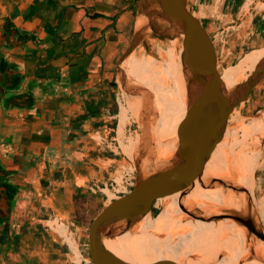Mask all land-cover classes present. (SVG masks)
<instances>
[{
	"label": "crops",
	"instance_id": "crops-1",
	"mask_svg": "<svg viewBox=\"0 0 264 264\" xmlns=\"http://www.w3.org/2000/svg\"><path fill=\"white\" fill-rule=\"evenodd\" d=\"M135 1L28 0L15 17L9 39L23 45L19 57L10 59L22 66L24 81L40 80L48 90L55 85L58 93L35 100L30 113L0 115V139L27 161L25 181L37 170L24 226L18 231L12 224L4 243L0 230V264H89L62 222L72 221L73 195L90 192L104 204L108 184L121 196L125 190L116 187L135 179L116 139V103L106 91L140 18ZM186 9L212 33L217 59L222 21L228 32L250 23L247 46L264 47L260 0H186ZM259 182L264 192V165Z\"/></svg>",
	"mask_w": 264,
	"mask_h": 264
},
{
	"label": "water",
	"instance_id": "water-1",
	"mask_svg": "<svg viewBox=\"0 0 264 264\" xmlns=\"http://www.w3.org/2000/svg\"><path fill=\"white\" fill-rule=\"evenodd\" d=\"M27 1L0 0V47L4 46V40L8 37V33L3 30L4 25L10 28ZM135 9L140 17L144 16V24L139 27L137 23L116 67L115 81L110 84L113 87L118 86L119 80L120 85L130 88L135 95H142V134L133 155L136 177L129 193L110 201L93 219L87 236L90 263L127 264L107 250L104 240L114 239L129 232L135 223L151 213L157 199L168 192L178 189L180 196L184 198L196 184L207 189L221 188L225 193L231 192L244 199L242 208L222 209L219 212L204 213L197 207L187 209L182 206V209L194 219L215 223L230 220L242 227L245 230V246L252 256V259L245 262L256 260L264 264V255L256 251V246L264 243V232L257 222L246 190L237 178H216L205 173L206 163L222 141L231 115L247 102L254 88L264 79V56L244 80L228 91L217 69V57L211 39L200 22L186 9V0H136ZM150 36L176 40L178 51L183 46L179 58L186 88L187 107L177 133L174 153L164 166L146 171L143 161L150 144V107L146 101L145 90L128 82L123 64L138 47L143 46L148 50L147 39ZM9 60H6L0 51V74L6 76L8 72L11 73L12 78L9 81L14 86L5 90L0 100V113L17 116L23 114L25 108L34 106V99L40 97L48 87L46 88L45 84L41 87L40 80H30L27 82V91H21L17 96L10 94L11 90H21L22 87L16 83L20 76L24 75L22 66L14 59L13 63ZM7 67L9 68L6 72ZM17 71L19 73L14 74ZM0 143V211L5 212V203L15 209L17 216L12 217L13 229L19 231L25 221L28 203V199L24 198L29 197L31 191L18 188L5 179L6 176L16 173V170L5 168L3 165L12 158L16 149L6 143L3 145L1 139Z\"/></svg>",
	"mask_w": 264,
	"mask_h": 264
},
{
	"label": "bare ground",
	"instance_id": "bare-ground-1",
	"mask_svg": "<svg viewBox=\"0 0 264 264\" xmlns=\"http://www.w3.org/2000/svg\"><path fill=\"white\" fill-rule=\"evenodd\" d=\"M143 24L144 16L141 15L138 20V25L142 27ZM177 43L176 40H172L170 46L160 47L159 53L160 55L168 57L167 61L159 62L154 57L144 54L142 50H136L124 64L125 74L136 80L145 90L146 96L149 99L152 98L153 105L158 113L154 127V136L159 142L161 156L165 155L166 157H170V154H173L172 152L176 149L177 133L184 119L187 107L186 88L179 58L183 46H181L178 51L177 64L173 60L174 47ZM263 51L264 50H259L257 52ZM247 56L250 57L251 55ZM259 59L260 58H251L252 61L248 65H253L251 66L252 68L255 67L254 65H256ZM249 60H247V63ZM243 69H245L243 65L232 67L224 73V77L232 73L243 71ZM176 70L179 73L177 74L179 81L174 83L173 77ZM249 71H244L226 80H222L227 90L229 91L234 85L231 83L245 79L244 77ZM120 95L123 99V104L119 110L121 119L127 122H131L134 118L139 119L142 98L140 96H129L126 93H120ZM146 101L148 103L147 99ZM243 126L253 128L254 130L264 127V113H262L259 118L250 120ZM236 131L237 130H233L230 133H227V131L225 132L224 138L216 146L206 163L205 173L216 178H237L239 183H241L246 190L254 209L249 189L252 185L251 173L246 168L247 165L240 161V156L236 154L238 157H235V159L233 156L234 146H231V140L235 138ZM243 135H245V133ZM225 136L230 139L229 144L226 142L224 144L223 141L226 139ZM250 136L251 134L248 138ZM120 140L122 152L132 160L136 149V138L129 140L126 138L124 132ZM162 142H165V144H162ZM241 143H243V141ZM237 146L239 147L238 144ZM261 152L263 151H259L255 158L253 157L251 159V156L250 158L246 157V160L250 159L251 164H253V162L262 155ZM242 159L244 160V158ZM221 192V188L207 189L199 187L196 184L192 191L184 198L180 196L178 189L168 192L158 199L163 202L164 211L167 213L165 229H157L154 232H149L145 228L142 219L137 231L127 232V243L122 250L114 256L127 264H186L194 261L190 260L188 256L197 253L200 257H203V260L197 264H208L212 255L217 256L218 251L223 248L227 252V255L220 258L226 259L228 262L226 264H237V261L242 259L248 252L245 246V230L230 220H223L217 223L205 222L192 217L193 221L188 220L186 216L189 215L182 209V206L187 209L197 207L204 213H212L219 212L222 209L242 208L244 199L231 192H227V195L220 200L217 207L213 208ZM170 220L172 221V225H170L172 229H169L167 226ZM160 234H163L164 237H159ZM262 248V243H259L258 246H256V251L261 252ZM219 263L220 261L218 260L217 264ZM244 264L263 263L251 260Z\"/></svg>",
	"mask_w": 264,
	"mask_h": 264
},
{
	"label": "rangeland",
	"instance_id": "rangeland-1",
	"mask_svg": "<svg viewBox=\"0 0 264 264\" xmlns=\"http://www.w3.org/2000/svg\"><path fill=\"white\" fill-rule=\"evenodd\" d=\"M260 2L264 3V0H260ZM247 3H249V5H250L251 2L248 1ZM218 25H219V27L216 28L217 37L215 39H216V44L219 46L220 51L222 50L221 57L219 59H217V69H218V72H220L221 79L226 80V79H228L232 76L238 75L244 71H249L250 69H251L250 71H252L254 69V67L252 68L251 66H253V65L250 66L248 64L252 61L251 58L256 59V58H261V56L262 57L264 56L263 55L264 51L263 52H257L259 50H264V47L261 49H258V50L251 51V48L249 46H247L249 41L243 37H246V35H245L246 32H249L250 27H251L250 23L247 24L248 26L244 25L239 31L233 30L232 32L231 31L228 32V31L224 30V28H226L228 26L227 23H223V21H222ZM206 34L209 37L210 34H212V33L209 34L206 32ZM242 43H243V45H242ZM147 45H148L147 51L144 49L143 46L138 47L136 50L137 51L142 50L144 54H148V55L154 57L159 62H163V61L168 60V57H165V55H160L159 49H160V47L170 46L171 45L170 40L161 39V38H158L156 36H150L147 39ZM178 47H179L178 44L174 47L173 60L176 64H177V60H178V57H177L178 56V53H177ZM241 49H244V53H242L240 51ZM247 55H249V56L251 55L250 56L251 58L248 57ZM244 60H246V61H244ZM247 60H249L248 63H247ZM125 62H124V64H125ZM124 64H123V67H124L123 69L125 70ZM237 65H243L245 69H243V71L232 73V74L228 75L227 77H224V73L226 71H228L229 69H231L232 67H235ZM249 72H247V74ZM177 74H179V73L176 70V73L174 72V77H173L174 83L175 82L177 83L179 81V77ZM126 76H127L128 82H132L134 85H138V86L142 87L136 80L129 77L128 75H126ZM242 80H244V79H242ZM242 80H240V81H242ZM114 81H115V78L113 77L111 79V83ZM240 81H236V82H233L231 84L235 85V84L239 83ZM25 84H26V81H25ZM117 84L119 87L118 86L113 87L110 85V87H109L110 90H106V91L107 92L109 91L111 94V96L108 97L110 103L115 102L116 106H117V113H115V116H116L115 120L117 122V130H116L117 138L116 139L118 141L120 149L122 150L121 140H120L122 134H124V132H125V136L129 140L132 138H134V139L136 138V145H138L141 134H142V128H141V122H140V115H139V119L134 118L131 120V122H127V121H124L121 119V117L119 115V110L123 104V99H122V96L120 95V93H126L129 96H131V95L132 96H140L141 98H142V95H135V93L130 88H125L122 85H120L119 80H118ZM147 100H148L149 107H150L149 114H148V121H149V126L151 129V134H150V144H149L148 151L146 153L145 160L143 161V166H144V169L146 171H152L156 168H160V167L164 166L168 162V160L172 156V154H170V157H166L165 155L161 156L160 148H159V142L154 136V127L156 124V118L158 116V113H157L156 108L153 105L152 98L149 99L147 97ZM141 101L143 102V99H141ZM141 111H142V105H141L140 113H142ZM262 113H264V79L254 88V90L250 94L247 102L242 104L239 108H237L233 112V114L231 115V117L228 121L226 131H227V133H230L233 130H237L236 134H235L236 139L233 138V140H231V142H232L231 146H234L233 156H234V159H235V157L240 156V161L244 162V164L248 166V167L246 166V168L251 173L252 185L249 187L250 197H251L253 204H254V212L256 213L257 222H259V225L264 232V192L262 191L261 188H259L260 187L259 178H261V176H262V167L264 165V149H263L264 148V127H260L257 130H254L253 128L243 126L244 124H246L250 120L259 118ZM1 114H3V113H0V115ZM3 115H5V114H3ZM137 120H138V122H137ZM114 127L115 126L113 125L111 127V129L109 130L110 136L114 135V132H113ZM244 128H246V129H244ZM247 131H248V133H247ZM241 132H242V134H241ZM244 133H245V135H243ZM250 134H251V136L248 138V136ZM224 140H225V141H223L224 144H225V142L227 144L230 143V139L228 137H226V139H224ZM242 141H243V143H241ZM162 144H165V142H162ZM237 144L239 145V147L237 146ZM11 145L12 144H10V146ZM240 145H242V146H240ZM251 149H252V151H251ZM121 150H119V152L121 153L120 154L121 157L122 156L125 157V155L121 152ZM261 150L263 152H261L262 155L258 158L259 160L257 159L255 162H253V164H251L250 159L246 160V157L250 158V156H251V159L253 157L255 158L257 153ZM15 152H16V150H15ZM172 153H174V152H172ZM157 156H160V157H157ZM242 158H244V160ZM127 161L128 162H126V163H128V164L126 165V169H129L130 167H132L133 171H135L134 159H132V160L127 159ZM255 163H256V165H255ZM232 164H233V162H232ZM121 170L123 172V168H121ZM253 170H254V172H253ZM36 176H37V170L36 171L34 170L31 172L30 178L26 177V179H27L26 180V184H27L26 188L30 189V191L33 188V185H34L33 183H36L35 182L36 181L35 178H37ZM20 181L21 180L18 179V182L22 183ZM128 182H129L128 178H127L126 182H123V183L119 182L120 184L118 185V187H116V189L118 188L119 191H124L125 189L123 186H126V184ZM113 186L115 187V184H113ZM113 186H110L108 184V188L110 189V191L106 192L107 196L104 197V201H103L104 204H102V207L107 205L110 201L117 199V198L122 196V195L119 196V194H121V193L117 194L116 195L117 197L113 195V193H112V192H114V191H112ZM129 190L130 189L127 188V193H129L131 191V190L130 191ZM33 192L34 191L32 190V192H30V194L28 195L29 197L24 198V200L28 199V201H30L31 194ZM85 195H90V192L86 193ZM221 195H223V196H221ZM226 195H227V192L225 193L222 190V192L218 195V197L214 203L213 208H216L218 203L220 202V200ZM163 207L164 206H163L162 201L155 202L153 207H152L151 213L149 215H146L143 218L145 228L149 232H154L157 229H165L167 213H165ZM70 209H71L70 214L72 216V221H68V223L65 221H62V222L69 226L68 228H69L70 233L73 235V239H74V242L76 244V247L78 248V250L81 251L82 255L89 261V264H91L90 263L89 249H88V240H87L89 228L80 224L77 221V218L74 214L73 208L71 207ZM101 209H98V213ZM162 209L164 211V218L161 220V219H158L157 215L161 212ZM186 219L193 221V219L190 216H186ZM260 219H261V221H260ZM140 222L135 223L132 226V228L129 230V232L137 231ZM170 225H172L171 220L168 222L167 226L169 229L170 228L172 229V226H170ZM21 226L22 227L24 226L23 223ZM159 237H164V235L160 234ZM126 239H128V233L127 232L120 235V236H117L114 239H106V240H104V243H107V245L105 244V247L107 248L108 251H110L113 255H115L119 251H121L122 248L124 247V245L127 243ZM262 247L263 248H262L260 253L264 255V243H262ZM196 254L197 253L192 254V256L189 255L188 258L190 257L189 259L194 260V261H192L190 263H186V264H197L203 260V257H200L199 254H197L199 256L196 257L197 256ZM226 255H227V252L223 248H221L218 251L217 256L212 255L208 264H217L218 260L220 261L219 264H226V263H228L227 260L224 258H220V257H225ZM249 259H252V256L247 252V254L244 257H242V259L237 261V264H241L242 262H245L246 260H249ZM222 261H224V262H222Z\"/></svg>",
	"mask_w": 264,
	"mask_h": 264
},
{
	"label": "flooded vegetation",
	"instance_id": "flooded-vegetation-1",
	"mask_svg": "<svg viewBox=\"0 0 264 264\" xmlns=\"http://www.w3.org/2000/svg\"><path fill=\"white\" fill-rule=\"evenodd\" d=\"M3 30L5 32L8 33V37L5 38V44L3 47H0V51L2 52L4 58L6 60H9L11 58V55H13L14 57H19L18 55V51L20 52V50L22 49V45L17 44L16 42H12L10 41V36L14 35V33H16V29L14 28V25L11 24L10 28H7L6 25H4ZM11 63H13V60H9ZM8 68H6V72L8 71ZM19 71H17V73L14 74H18ZM7 78V79H6ZM12 78V74L8 72V75L5 76V74H0V100L2 99L5 90L10 89L13 86V84L9 81ZM27 83V82H26ZM34 83V82H33ZM16 85L21 86V90H11L9 93L12 94L13 96H17L19 94H21V91H27L28 90V86L29 84H25V81L23 79V76H20L19 80L17 81ZM54 86H50V90H45L43 91L42 95L38 98H35L34 100H42L43 98L47 97V96H54L57 92L56 88H54ZM32 91V90H31ZM33 100V99H32ZM34 103V102H33ZM33 108V106L27 107L24 110V113H30L29 111H31V109ZM40 111L36 110L35 113L38 114ZM1 144V143H0ZM3 145L5 143H2ZM12 150V148H11ZM27 161L24 160L22 157L18 156L17 152H13L12 158L8 159L7 162H5L3 165L5 166V168H11L16 170V173L13 175H8L6 176V180L8 182H11L14 184V186L21 188V189H25L27 187L26 181H25V176H26V172H27V166H26ZM18 179H20L22 183L18 182ZM6 210L5 212L0 211V230L3 231L4 227H10L13 223L14 220H12V217H16L17 213H15V209H12L8 203H5L3 205ZM7 215V216H6Z\"/></svg>",
	"mask_w": 264,
	"mask_h": 264
},
{
	"label": "trees",
	"instance_id": "trees-1",
	"mask_svg": "<svg viewBox=\"0 0 264 264\" xmlns=\"http://www.w3.org/2000/svg\"><path fill=\"white\" fill-rule=\"evenodd\" d=\"M111 112L113 114L117 113V106L116 104L111 108ZM10 146V145H9ZM156 202H159L157 199ZM72 204H73V210L74 214L77 218V221L86 226L90 227L93 219L97 216L98 214V209L102 208V204L100 202L95 201L94 197H91L90 195H85V194H74L72 198ZM158 219H163L164 218V211L163 209L161 212L157 215ZM10 231V227H4L2 231V238L8 234ZM15 233V232H14ZM5 238L2 239V243H4ZM107 245V243H104V245Z\"/></svg>",
	"mask_w": 264,
	"mask_h": 264
},
{
	"label": "built area",
	"instance_id": "built-area-1",
	"mask_svg": "<svg viewBox=\"0 0 264 264\" xmlns=\"http://www.w3.org/2000/svg\"><path fill=\"white\" fill-rule=\"evenodd\" d=\"M133 183H134V178H131L130 180H129V182L126 184V186H125V193H127V188H129L130 190H131V188H132V186H133ZM129 190V191H130ZM128 191V192H129Z\"/></svg>",
	"mask_w": 264,
	"mask_h": 264
}]
</instances>
